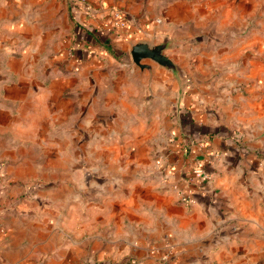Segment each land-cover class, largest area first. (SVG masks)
<instances>
[{
	"label": "crops",
	"instance_id": "crops-1",
	"mask_svg": "<svg viewBox=\"0 0 264 264\" xmlns=\"http://www.w3.org/2000/svg\"><path fill=\"white\" fill-rule=\"evenodd\" d=\"M88 1L93 12L74 0H0V207L18 194L14 185H42L37 200L65 201L63 216L75 198L78 216L85 193L71 187H91L102 200L93 212L127 236L120 248L145 258L134 263H160L146 254V224L131 219L153 212L166 219L150 222L160 223L153 232L167 226L172 234L154 244L169 246L178 264H264V0H162L166 18L137 24L145 36L121 8L129 0ZM117 9L123 27L113 23ZM164 37L194 41L191 63L173 58L192 80L180 110L172 73L153 62L151 75L130 53L131 41ZM173 187L192 203H180ZM2 220L9 235L0 264L120 258L114 242L102 260L87 257L81 241L68 245L60 237L67 220L23 230ZM130 224L140 233L134 244Z\"/></svg>",
	"mask_w": 264,
	"mask_h": 264
},
{
	"label": "rangeland",
	"instance_id": "rangeland-1",
	"mask_svg": "<svg viewBox=\"0 0 264 264\" xmlns=\"http://www.w3.org/2000/svg\"><path fill=\"white\" fill-rule=\"evenodd\" d=\"M128 2H129L128 5L121 6V8L124 10L125 16L131 18V21L135 24L136 27L137 24L140 25V23L143 21L145 22H152L154 20L161 21V19L164 16L165 18L167 17V15L164 14L168 4L163 3L162 0H136V2L135 0H129ZM162 5L164 7H162ZM184 10L186 11L187 8H185ZM158 21L157 23H159ZM142 27L143 26H141V28ZM141 28L140 26H138L136 30L140 31L144 36L147 35L146 31H143ZM168 31H169L168 33L173 32L170 27ZM192 42H194L193 39H190V41H188L187 43L183 45H179L169 50L168 52L170 56L172 58H177L178 60L181 59L187 64L191 63L193 57L189 56L188 52L193 54L194 51H187V49L189 48V45ZM126 47H128V45H126ZM213 94H218V92H214ZM218 98L219 97L217 96L214 103L215 107L214 105H212V108L210 107L208 108V110H214V109L216 110L218 108ZM168 141L173 142V138L172 137L168 138ZM187 141L185 142L187 143ZM159 156H160L159 152L155 153L154 162L156 167L161 165L156 160ZM3 176L5 180L8 174L4 172ZM14 188H16L15 190L18 191L17 192L18 194L15 195V197L12 196L10 200H7L5 203H2L1 204L2 208L0 207V241L4 240L9 235L7 232L8 224L2 220L4 218L10 217L15 219L14 223H16L18 227H21L19 228L21 230H23V226L27 227L28 225V228H32L33 226H38V224L40 223L51 224L52 226L59 224L60 227V223L63 224V222L67 220L68 228L66 226V229L68 231L66 233H60V237L68 245L74 243L77 240L84 243L88 253L87 257L89 258L92 257L95 260H102L98 257V254L108 249L107 242L109 241V242H114V246L110 247L112 252H114L113 254L120 255L119 259H115V261L113 260V262H115L114 264H132V263L136 264L134 262H137L138 260L140 261L145 260L144 257L143 258L137 257L132 252L131 248H129L126 252L123 251L125 249L120 248L119 245L123 243L121 238L127 239V236H124L125 235L124 232L121 233L116 232L115 223H111L110 225H108L109 215L107 213L102 212L100 209L99 210L97 209L93 212V207L95 206L98 207V204H102V200L95 199L92 196L91 193L94 191V189H92L91 187L90 188H87L86 186L81 187V185H73L71 187V191L74 193L75 192L85 193L82 201H79L81 203L80 205L81 210H79L78 216L74 215L76 213V210H73L72 213L70 212V208L73 207L77 202L75 198L66 201L67 203L66 214L61 216L59 215L58 209L63 207L65 201L52 200L47 198L44 202L43 200L36 199V197H38V195H40L41 192H46V189H44L42 185H34L33 188L31 187L27 188L26 185L19 184V185H14ZM173 188L175 189L177 200L180 203L189 206L181 195H177L178 189H176V187ZM105 192H107V190H105ZM42 196L44 197V195ZM135 206L138 207L137 205ZM50 207L52 209L54 208L55 210L52 212L45 211L46 208H50ZM152 213L149 212L148 216L147 215L140 216V215H136L137 213L135 212V214L131 216V219L133 223L141 222L142 224H146L147 227L146 234L147 237L149 238L148 239L149 243L146 246V254L149 253L152 254V252L156 253L157 254L156 260L162 263V254L166 250H162L160 246L155 245L154 242L156 241L153 240L156 237H164L165 239L170 238L172 236L170 231L171 227L167 228L166 226V228L161 229L160 232H157V234L153 232L154 230L151 229L153 228L151 226L160 225V223L150 225V222H153L157 218L161 221V225H162L163 223H165L166 219L165 216L161 214H158V216H153V215L151 216ZM93 218L96 219L94 220V224H93ZM97 221H99L98 226H96ZM136 227L137 224L136 225L130 224L129 232H130V241L132 242V244H134V242L137 241L136 238L138 237L135 236L140 234L135 230ZM119 236L121 237L118 238ZM168 247L166 249L170 250L168 249ZM39 261H40L39 264H46L43 261V258Z\"/></svg>",
	"mask_w": 264,
	"mask_h": 264
},
{
	"label": "water",
	"instance_id": "water-1",
	"mask_svg": "<svg viewBox=\"0 0 264 264\" xmlns=\"http://www.w3.org/2000/svg\"><path fill=\"white\" fill-rule=\"evenodd\" d=\"M184 40L164 37L162 41L155 42L154 38H142L130 42V53L132 60L142 69L147 68L153 75V62L164 66L169 70L173 78L179 83L178 110L184 106V97L192 85L191 76L182 65L175 61L169 54L168 49L178 46ZM146 59L152 62L145 61Z\"/></svg>",
	"mask_w": 264,
	"mask_h": 264
},
{
	"label": "built area",
	"instance_id": "built-area-1",
	"mask_svg": "<svg viewBox=\"0 0 264 264\" xmlns=\"http://www.w3.org/2000/svg\"><path fill=\"white\" fill-rule=\"evenodd\" d=\"M74 2L77 3L78 6L82 7L83 9H86L89 12H93L95 10L93 4L88 0H74ZM112 20L116 27H123L125 25V20L123 19V13L118 9L114 10L112 14ZM68 54L69 55L73 54L72 48H68ZM194 171L203 172V168L201 166H198L194 168ZM182 198L185 200L187 204H191L193 201V198L189 194H182ZM162 263L177 264L176 257L171 253V250L164 251V253L162 254Z\"/></svg>",
	"mask_w": 264,
	"mask_h": 264
},
{
	"label": "trees",
	"instance_id": "trees-1",
	"mask_svg": "<svg viewBox=\"0 0 264 264\" xmlns=\"http://www.w3.org/2000/svg\"><path fill=\"white\" fill-rule=\"evenodd\" d=\"M75 5L78 6L77 3H75ZM78 7H79V8H82V7H80V6H78ZM95 31L97 32L96 29H95ZM109 41H110V40H108L107 43H106V41H104V45H106L107 48H112V50L114 51L115 47H114ZM98 42L103 43V41H102L101 39H99ZM181 108H182V107H181ZM181 119H182V118H181Z\"/></svg>",
	"mask_w": 264,
	"mask_h": 264
}]
</instances>
